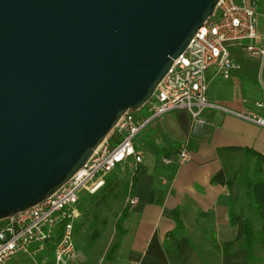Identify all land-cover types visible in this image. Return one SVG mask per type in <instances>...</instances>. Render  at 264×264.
I'll return each mask as SVG.
<instances>
[{
	"label": "water",
	"instance_id": "obj_1",
	"mask_svg": "<svg viewBox=\"0 0 264 264\" xmlns=\"http://www.w3.org/2000/svg\"><path fill=\"white\" fill-rule=\"evenodd\" d=\"M220 0H0V221L142 110Z\"/></svg>",
	"mask_w": 264,
	"mask_h": 264
},
{
	"label": "crops",
	"instance_id": "obj_2",
	"mask_svg": "<svg viewBox=\"0 0 264 264\" xmlns=\"http://www.w3.org/2000/svg\"><path fill=\"white\" fill-rule=\"evenodd\" d=\"M254 1L264 37V0ZM232 55L239 69L229 80L218 75L215 67L208 71L209 99L229 111H249L264 118V66L241 49H232ZM149 117L143 109L136 119ZM205 117L209 124L196 133L187 111L171 112L150 122L138 135L135 146L144 160L125 165L137 168L138 204L123 224L125 234L117 251L111 254L117 242L115 225L116 241L105 243L101 254L93 247L90 253L78 250L83 264H97L104 255L110 264H264L260 244L253 260L239 245L229 255L218 249L237 237L233 216L249 220L255 237L260 236L261 221L246 183L264 179V129L217 110ZM184 148L191 161L182 164L178 154ZM164 158L172 159V164L165 165ZM220 172L225 174V185L213 182ZM171 233L180 250L167 246L174 242L168 239Z\"/></svg>",
	"mask_w": 264,
	"mask_h": 264
},
{
	"label": "built area",
	"instance_id": "obj_3",
	"mask_svg": "<svg viewBox=\"0 0 264 264\" xmlns=\"http://www.w3.org/2000/svg\"><path fill=\"white\" fill-rule=\"evenodd\" d=\"M259 24L256 1L220 0L214 16L198 30L187 51L174 62L143 108L150 117L140 122L134 112H128L68 183L46 201L0 221V264H11L20 253L35 256L49 251L53 253V260L44 258L43 264H83L75 238L81 218V197L98 193L105 186L106 178L118 168L143 162L135 141L150 122L171 112L187 111L198 133L209 124L206 113L217 110L264 129L263 117L249 111L241 114L229 111L208 97L211 68H217V74L225 80L239 69L232 49L245 51L249 59L264 66V37L259 32ZM178 158L182 164L191 161L186 148L179 152ZM162 161L165 165L173 162L169 158ZM137 204V197L130 195L127 206ZM97 264L110 263L104 255Z\"/></svg>",
	"mask_w": 264,
	"mask_h": 264
},
{
	"label": "rangeland",
	"instance_id": "obj_4",
	"mask_svg": "<svg viewBox=\"0 0 264 264\" xmlns=\"http://www.w3.org/2000/svg\"><path fill=\"white\" fill-rule=\"evenodd\" d=\"M140 111L134 112V115L138 116ZM136 170L135 166H125L112 173L110 176L116 177L118 180L116 196L108 199L100 206L98 203L102 196L99 193L83 195L79 206L81 219L78 222L77 231H75L79 251L90 253V249L93 247L92 251H99L98 253L101 254L106 246L105 243L111 244L112 241H116L115 225L127 206L132 181L137 173ZM94 236L97 237L95 241L93 240ZM44 258H48L52 262L53 253L49 251L36 256L20 253L12 259L11 264H43Z\"/></svg>",
	"mask_w": 264,
	"mask_h": 264
},
{
	"label": "trees",
	"instance_id": "obj_5",
	"mask_svg": "<svg viewBox=\"0 0 264 264\" xmlns=\"http://www.w3.org/2000/svg\"><path fill=\"white\" fill-rule=\"evenodd\" d=\"M213 182L217 184H227L226 182V177L223 172H220L213 178ZM247 187L249 191L251 192L253 196V202L255 207L257 208V215L259 216V219L261 221V233L259 238L257 239L255 237V233L253 230L252 223L247 220L243 219L240 217H232V223L234 226L238 227V234L235 239V241L231 243H226L222 245H218V249L226 255L233 254L236 251L237 246L239 245L240 248L246 249L249 253V259L253 260L254 259V253H255V248L257 244H260L262 248L264 249V179L258 181V182H251L248 181ZM135 186H136V179L134 178L132 181L131 185V196H135ZM118 187V180L116 177L109 176L106 178V183L105 186L98 192L102 198L99 201L98 205L104 204L108 199L114 198L116 196V188ZM83 196L81 197V199ZM80 206V205H79ZM131 206H126V208L123 210L120 218L117 221L116 224V230H117V242L115 246L113 247V250L111 251V254L115 253L120 245L121 239L125 234V230L123 229V224L127 220L129 216V212L131 210ZM80 209V207H79ZM176 222L179 225V230H181V224L178 219V216L175 217ZM77 231V227L75 229ZM97 239L96 236L93 237V240L95 241ZM169 240H174L173 244L167 243V246H175L178 250H180V244L176 240V235L174 233L169 234L168 236Z\"/></svg>",
	"mask_w": 264,
	"mask_h": 264
}]
</instances>
